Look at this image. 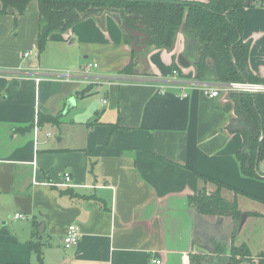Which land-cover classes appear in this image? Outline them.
Listing matches in <instances>:
<instances>
[{
  "label": "crops",
  "instance_id": "obj_1",
  "mask_svg": "<svg viewBox=\"0 0 264 264\" xmlns=\"http://www.w3.org/2000/svg\"><path fill=\"white\" fill-rule=\"evenodd\" d=\"M237 14L242 38L250 41L249 68L263 79L264 1ZM38 26L35 0L17 17L0 14V264H36L32 241L40 243L44 264H189L190 253L206 252L195 215L212 223L220 216L190 204L189 197L209 184L197 173L264 199V180L244 176L236 158L243 137L231 95L250 93L209 97L190 86L194 70L183 55L182 32L171 50L147 54L148 79L130 80L119 75L131 49L117 18L87 17L46 42L61 50L43 62L48 67L97 64L90 76L66 81L34 71L43 60L35 50L22 56L36 44ZM38 115L58 122L39 123ZM259 168L264 172V160ZM65 172L73 187L60 185ZM208 182L215 186L206 194L217 188ZM222 189L240 213L220 216L223 227L236 223L228 246L245 244L251 256L244 261L264 264L258 255L264 252V203ZM69 225L79 238L65 248Z\"/></svg>",
  "mask_w": 264,
  "mask_h": 264
},
{
  "label": "trees",
  "instance_id": "obj_2",
  "mask_svg": "<svg viewBox=\"0 0 264 264\" xmlns=\"http://www.w3.org/2000/svg\"><path fill=\"white\" fill-rule=\"evenodd\" d=\"M32 0H0L1 13L22 14ZM39 10L36 45L42 51L53 32L65 33L87 17L114 14L123 30V41L130 46L129 63L119 72L120 77L131 76L137 66L149 69L147 54L157 48L171 50L176 35L182 32L186 44L183 55L194 70V80L223 83L229 81L264 80L252 74L248 65L250 41L243 40V20L237 9L262 3L264 0H35ZM184 24V29L182 26ZM139 40V43L136 41ZM235 112L241 120L243 143L236 152L244 176L262 178L259 163L264 160V94H234ZM38 122L55 121L58 117L38 115ZM114 128V124L111 125ZM107 136L106 140H108ZM204 181L214 182L215 191L189 197L198 212L210 217L239 216L236 199L222 197V188L264 203V199L241 191L204 175ZM69 189V188H68ZM68 193L71 190H67ZM200 192V193H199ZM37 259L44 264L41 245L31 242ZM259 256H264L260 252ZM251 256L245 244H230L227 249L216 245L213 253L198 251L189 254V264H254L243 258Z\"/></svg>",
  "mask_w": 264,
  "mask_h": 264
},
{
  "label": "built area",
  "instance_id": "obj_3",
  "mask_svg": "<svg viewBox=\"0 0 264 264\" xmlns=\"http://www.w3.org/2000/svg\"><path fill=\"white\" fill-rule=\"evenodd\" d=\"M37 48V45L34 44L31 48L26 49L22 52L23 57H28L31 55L34 50ZM97 67L96 63L93 62H88L84 63L81 68H80V74L82 76H90V71ZM31 72V69L27 70ZM34 71H41L40 69H34ZM25 72V71H23ZM43 73V71H41ZM45 73V72H44ZM47 76L55 77V78H60L63 80H70L73 78L75 75L69 73L68 71L61 73V74H49L45 73ZM124 78V77H123ZM129 79V78H125ZM37 81L40 80V78L36 79ZM130 80H135V79H130ZM143 80V79H142ZM190 86H198L204 88V92L209 96V97H215L217 96L220 92H245V93H264V82H249V81H229V82H223V83H209V82H199V81H192L190 82ZM187 96L186 92H182L181 97L184 98ZM71 181V176L68 172H65L63 175V182L60 184L64 187H73L74 184ZM21 214H16L15 217H21ZM79 238V233L78 229L75 225H69L67 227V231L64 234L62 238L63 246L65 248H71L72 246L76 245L77 241ZM156 264H159L160 261L156 260Z\"/></svg>",
  "mask_w": 264,
  "mask_h": 264
},
{
  "label": "water",
  "instance_id": "obj_4",
  "mask_svg": "<svg viewBox=\"0 0 264 264\" xmlns=\"http://www.w3.org/2000/svg\"><path fill=\"white\" fill-rule=\"evenodd\" d=\"M117 21L119 19L117 18ZM184 29V24L182 26V30ZM180 64L184 67L189 65L188 61L183 55H180L178 58ZM70 105V102L69 104ZM196 230L198 234V241L200 240L201 245L207 253L215 252L216 248L213 243H222L224 248L227 249L229 240L232 237L233 226H235V222L232 224H228L226 227H223V217H216V222L212 223L206 220L201 214L195 215Z\"/></svg>",
  "mask_w": 264,
  "mask_h": 264
},
{
  "label": "rangeland",
  "instance_id": "obj_5",
  "mask_svg": "<svg viewBox=\"0 0 264 264\" xmlns=\"http://www.w3.org/2000/svg\"><path fill=\"white\" fill-rule=\"evenodd\" d=\"M113 16H114V14H112ZM79 26H81V27H88V25L87 24H85V23H82V24H80ZM51 44V43H50ZM49 44V45H50ZM48 45L46 44V47H47ZM71 46H77V43H74V44H72ZM40 53V58L41 59H43L42 61H41V63H40V68L42 69H40L41 71H43V72H45V73H49V74H61V73H64V72H66V71H68L69 73H71V74H74V75H76V74H80V66L78 65V63L77 64H75V63H73V65H65V66H63V67H57L58 65H56V66H54V67H48V66H46V65H44V63L43 62H49V61H52V59L53 58H55V55H58L60 52H61V50H60V48L59 47H57V46H50V47H47L46 49L44 48V50L43 51H41V52H39L38 51V49L36 48L35 49V53ZM63 58V56H61L60 58H58V59H62ZM76 59H77V62H79L78 60H80V61H82L83 59H82V55H77L76 56ZM40 61V60H39ZM137 70V69H136ZM141 71V69H139L134 75H131V76H124V78H129V79H148L147 78V76H146V74L147 73H145V71L143 72H140ZM55 78V77H54ZM58 79V78H57ZM73 79H75V78H73ZM72 78L70 79V80H73ZM194 81H196V80H194ZM200 82V81H199ZM205 183H209V184H206V188H204V189H201L200 190V192H202V191H204V193H206V191H207V189H214V186H212V183H210V182H208V181H204ZM208 186H210L211 188H208ZM222 191H225V190H223L222 189ZM208 194V193H207ZM226 195H229V193L228 194H226ZM254 206H255V204H254ZM254 208H256V206L254 207ZM260 221H262V220H260ZM264 223V222H263ZM256 225H259L258 224V222L257 223H255ZM255 225V228H254V230L253 231H255V233L257 234V235H259V232L257 231V226ZM254 226V225H253ZM260 231V230H259ZM259 246H263L264 247V245L263 244H259Z\"/></svg>",
  "mask_w": 264,
  "mask_h": 264
}]
</instances>
